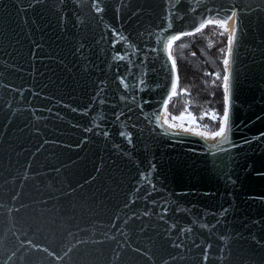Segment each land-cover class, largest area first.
<instances>
[{"label":"water","instance_id":"obj_1","mask_svg":"<svg viewBox=\"0 0 264 264\" xmlns=\"http://www.w3.org/2000/svg\"><path fill=\"white\" fill-rule=\"evenodd\" d=\"M232 9L217 153L161 117L173 47ZM261 134L264 0H0V264H264Z\"/></svg>","mask_w":264,"mask_h":264},{"label":"trees","instance_id":"obj_2","mask_svg":"<svg viewBox=\"0 0 264 264\" xmlns=\"http://www.w3.org/2000/svg\"><path fill=\"white\" fill-rule=\"evenodd\" d=\"M209 31L205 32V35ZM196 36L193 43L196 48L205 44L204 36ZM194 54V55H193ZM197 50H187L183 59L178 58L177 70L179 75L178 95L168 106L167 112L170 118L181 115L186 109L194 115L200 116L205 111H212V116H222L224 103L223 92V61L221 63V75H213L197 64L199 59ZM197 59V60H196ZM206 119L205 128L214 131L219 121Z\"/></svg>","mask_w":264,"mask_h":264},{"label":"snow or ice","instance_id":"obj_3","mask_svg":"<svg viewBox=\"0 0 264 264\" xmlns=\"http://www.w3.org/2000/svg\"><path fill=\"white\" fill-rule=\"evenodd\" d=\"M29 7H31V5H29ZM94 7L96 8V11H101L102 9L99 7V4H94ZM230 15L235 16L236 15V10L232 9ZM230 18V17H229ZM206 23H211V24H223L226 28V20H208L206 21ZM203 26V25H201ZM239 30V17H237V26L236 29L234 30V32L231 35H228L227 37V51L225 53V49L221 48L220 51L221 53H225L224 58H223V75H222V80H223V92H224V103H225V107L223 109V114L222 116H216L213 115L212 116V120L213 121H219L218 126L216 127V129L214 131L211 132H203L200 133L199 129H200V125L195 124V118L194 116H192L191 114L188 115V119L190 121L193 122V124L195 125V127L193 129H189L190 131L194 130L197 131L198 134H201L203 136H211L212 138H219L217 143H214L212 145H210L211 149H215L217 153L219 152H225L227 150L221 149L219 147L220 144H228L229 145V149H233L236 148L237 145L230 139V134L232 133L233 127L234 125L231 124L230 121V109L232 107L231 104V100H232V83H234V79H235V74H234V70L230 69V59H234V52H233V41L236 39V34ZM178 35H184V33H179ZM177 39V36H170L168 38V44L166 45V47H170L171 43L173 40ZM81 47H83V45H81ZM119 55V53L117 54ZM176 67V63H175V59L172 60V68L173 70H175ZM214 75H221L220 73H213ZM118 79L123 80V77H118ZM101 83H104L103 81H101ZM141 83H143L141 81ZM127 86V85H125ZM177 85H176V81L173 80L172 82V93H169V95L173 94L175 92ZM99 91L97 92V95H99ZM173 119H180L183 120L184 119V115L182 114L179 117H174ZM158 120V117H157ZM165 124H168V121L166 120L164 122ZM170 127H176L175 124L169 125ZM121 136H124L125 133L124 132H120L119 133ZM103 135L107 136L108 132H104ZM264 135V134H261ZM127 136L130 138L132 136L131 132L127 133ZM252 139H255V137H253ZM129 143H131V139L128 140ZM249 141L248 140H242L241 146L244 144H247ZM217 161L220 165H223L224 167L227 166V161H225L223 158L221 157H217ZM214 166H216L214 164ZM164 212H167V208L165 207ZM79 243V241H78ZM47 250V249H45ZM205 259H207V257H204Z\"/></svg>","mask_w":264,"mask_h":264},{"label":"rangeland","instance_id":"obj_4","mask_svg":"<svg viewBox=\"0 0 264 264\" xmlns=\"http://www.w3.org/2000/svg\"><path fill=\"white\" fill-rule=\"evenodd\" d=\"M206 31H209V33L205 35ZM201 35H205V44L203 46H200L199 48H196L193 41L195 40L196 36ZM227 37L228 31L225 28L222 29L218 25H209L201 32L192 36L183 37L181 40H179L173 47L172 55L177 64L178 58L183 59L187 50H197V54L199 55V59H196L197 64H200L201 67L205 68L206 72L209 71L213 75V77H218V75H214L213 73L221 74L220 60L223 61L224 55L227 51ZM221 48L225 49V53H221ZM182 114L184 115L183 120L173 118L171 119L177 123H182L183 125L195 127L193 122L188 119V115L191 114L195 118V124L200 125L201 129L210 132L208 129L205 128V122L206 119L211 118L212 111H205L202 115L197 116L186 109L184 112L181 113V115Z\"/></svg>","mask_w":264,"mask_h":264},{"label":"bare ground","instance_id":"obj_5","mask_svg":"<svg viewBox=\"0 0 264 264\" xmlns=\"http://www.w3.org/2000/svg\"><path fill=\"white\" fill-rule=\"evenodd\" d=\"M220 27L223 29L225 28V26L223 24H220ZM227 31H228V35H231L234 30H235V17L233 16L230 20L226 21V28H225ZM178 94L176 92H174V94L172 95V97H176ZM162 120L165 122L166 120L168 121V124L169 125H172V124H175L176 125V128H180L182 130H185L187 132H191V133H195L199 136H202V137H206V138H209V139H214L212 138L211 136H203L201 134H198L197 131H190L189 129H193L194 127L192 126H188V125H183L182 123H177L175 121H173L169 116H168V113H167V104L165 105L164 109H163V113H162ZM199 132L200 133H203V132H208L206 130H203V129H199ZM213 142V140L211 141Z\"/></svg>","mask_w":264,"mask_h":264}]
</instances>
